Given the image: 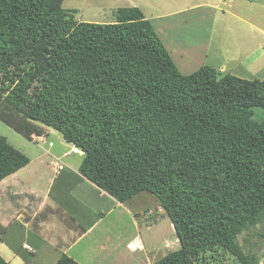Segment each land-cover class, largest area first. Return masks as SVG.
Here are the masks:
<instances>
[{
	"label": "trees",
	"instance_id": "16d2710c",
	"mask_svg": "<svg viewBox=\"0 0 264 264\" xmlns=\"http://www.w3.org/2000/svg\"><path fill=\"white\" fill-rule=\"evenodd\" d=\"M63 1L0 0V119L29 139L61 133L117 201L153 197L150 218H168L180 246L152 264H259L245 233L264 222V77L182 73L139 7L101 23ZM29 161L0 135V180Z\"/></svg>",
	"mask_w": 264,
	"mask_h": 264
},
{
	"label": "rangeland",
	"instance_id": "374dc122",
	"mask_svg": "<svg viewBox=\"0 0 264 264\" xmlns=\"http://www.w3.org/2000/svg\"><path fill=\"white\" fill-rule=\"evenodd\" d=\"M207 1L209 6L202 5L201 3H205L202 0H64L62 6L72 11L76 9L78 12L75 13V18L80 21L101 23L112 22L115 19L114 10L118 7L137 6L146 16L151 17L152 24L157 32L159 31L162 42L182 73H191L201 65L207 64L220 67V69L224 66L221 70L230 71L242 77H264V33L252 26L254 24L264 28V2L260 0H234L233 3H230V0ZM192 3L200 5L187 8ZM215 4L217 8L214 9L212 6ZM228 4L241 18L234 17L232 13L229 14L231 8ZM254 117L259 120L264 119V110L257 109ZM46 130V141L38 139L34 141L0 119V135L5 136L9 143L31 158L38 154L42 155L46 148H51L48 146L49 141H52L54 145L51 148L53 151L62 152L69 149L70 144L65 142L61 133L49 127H46ZM72 156L76 160L82 158V155L73 154ZM58 160L55 167L61 165ZM31 164L27 169L31 168ZM33 164L36 166L37 162ZM30 203L32 204L28 202ZM28 204H22V206L27 207ZM102 205L107 210L101 214L103 219L100 221V227L94 230V237L78 242L72 248V253L77 252V248H83L92 242V258L95 264H148L147 253L151 259H158L180 246L174 229H170L171 224L168 218L150 220L149 216L153 215L156 202L147 193H141L140 197H135L132 201L133 208L129 207L138 221L140 233L149 241L147 242V253L142 251L131 253L124 247L125 240L136 233L127 208H123V204L117 205L116 202L114 205L112 202ZM145 207L147 210L140 216L138 213ZM158 210L162 212L161 209ZM160 219L163 221L159 223ZM0 223L5 226L7 222L0 220ZM144 223H147V229L144 228ZM151 225L153 228L150 227ZM26 229L24 224L17 225L14 232H4L5 239L7 236L8 241L18 246L22 242L23 231ZM108 229L122 237L130 233L121 244V256H117L116 251L112 253L102 249L94 241L95 237H99ZM146 230L148 231L145 232ZM30 231L35 232L32 228ZM257 232L264 233V222L245 233L249 239L247 248L251 243H256L257 245L252 249L259 255V264H264V244L258 243ZM167 247L169 248L165 250L164 248ZM49 249L51 248H43L45 251L41 255L29 254L21 258L8 254L6 250L10 251V249L8 247L6 250L3 249L0 241V254L10 264H50V261L55 260L61 253L58 256L56 248L54 251H49Z\"/></svg>",
	"mask_w": 264,
	"mask_h": 264
},
{
	"label": "crops",
	"instance_id": "0c3cea01",
	"mask_svg": "<svg viewBox=\"0 0 264 264\" xmlns=\"http://www.w3.org/2000/svg\"><path fill=\"white\" fill-rule=\"evenodd\" d=\"M202 1L205 2L204 4L201 3L202 5L209 6L208 1ZM260 1L264 2V0ZM233 2L234 0H230V3ZM197 5L200 4L192 3L187 8H195ZM228 6L231 8L229 14L232 13L234 17L241 18L230 4ZM212 7L215 9L217 5L215 4ZM146 17L151 20V17ZM252 26L264 33V28L254 24ZM222 68L224 69V66ZM66 143L70 144L69 149L58 152L51 150L54 145L51 148H46L42 155L38 154L34 158L30 157V161L25 166L0 180V220L7 222L4 226V232H14L17 225L24 224L27 227L26 231H23L22 242L18 246L8 241L7 236L5 239V233L3 232L0 236L2 248L6 250V247H8L10 249V251L6 250L8 254L21 258L29 254L41 255L45 251L43 248L46 247L51 248L49 251H54L56 248L58 256L60 253L61 255L66 254L80 264H95L92 258V242L83 248H77V252L72 253L71 250L78 242L94 237V230L100 227V221L103 219L101 214L104 210H107L102 204L112 202L114 205L116 202L119 206L123 204V208H127V211H129L136 233L125 240L130 233L122 237L108 229L99 237L94 238L96 245H100L99 247L112 253L116 251V255L121 256L120 247L125 240L124 247L128 252L142 251L147 253V242L149 243V241L140 233L138 221L130 210V208H133V199L140 197V194L130 201L122 203L99 189L79 172L81 159L76 160L73 158L72 155L77 153H69L73 145ZM65 152H67V155H64ZM57 159L64 166L61 170L55 167ZM34 160L37 162L36 166L33 164ZM30 164L31 168L27 169ZM28 202H32V204H28ZM26 203L29 205L28 208L22 206ZM146 210V207L142 208L138 214L141 216V213ZM150 220H154V218H150ZM162 221L163 219H160L159 223ZM146 224L144 223L145 229H147ZM150 227L153 228V225ZM170 227V229H174L172 224ZM31 228L35 232L31 233ZM164 241L166 240L164 239ZM129 242L137 243L140 248L130 250L128 248ZM25 244H28L31 250L26 249ZM168 248L164 249L167 250ZM59 257L55 260L52 259L50 264H54ZM155 259H151L147 253L146 260L148 264H152ZM47 262L49 261L47 260Z\"/></svg>",
	"mask_w": 264,
	"mask_h": 264
},
{
	"label": "built area",
	"instance_id": "2783aa9c",
	"mask_svg": "<svg viewBox=\"0 0 264 264\" xmlns=\"http://www.w3.org/2000/svg\"><path fill=\"white\" fill-rule=\"evenodd\" d=\"M31 138L34 140V141H36L37 139L38 140H44V141H46V135H38V134H32L31 135ZM48 145L50 146V145H52V143L49 141L48 142ZM71 151L72 152H80V149H78L77 147H75V146H73L72 148H71ZM59 168H62V166L60 165L59 166ZM26 247H29L28 245H26ZM137 247H138V244L137 243H133V242H129L128 243V248L130 249V250H135V249H137Z\"/></svg>",
	"mask_w": 264,
	"mask_h": 264
},
{
	"label": "clouds",
	"instance_id": "9594fccd",
	"mask_svg": "<svg viewBox=\"0 0 264 264\" xmlns=\"http://www.w3.org/2000/svg\"><path fill=\"white\" fill-rule=\"evenodd\" d=\"M72 145H73V144H72ZM48 146H49V145H48ZM73 146H74V145H73ZM73 146H72V147H73ZM72 147H71V148H72ZM75 147H76V146H75ZM77 148H78V147H77ZM78 149H80V148H78ZM70 152H72L71 149L69 150V153H70ZM72 153H74V152H72ZM75 153H77V154H82V150L80 149V152H75ZM64 155H67V152H65ZM61 166H62V168L64 167L62 164H61ZM62 168H59V166H58V169H59V170H61ZM26 245H28V244H25L24 247H25L26 249H28V250H31L30 247H26ZM28 246H29V245H28ZM138 248H140L139 245H138L137 249H138ZM142 248H143V247H142ZM135 250H136V249H135ZM132 251H133V250H132Z\"/></svg>",
	"mask_w": 264,
	"mask_h": 264
}]
</instances>
